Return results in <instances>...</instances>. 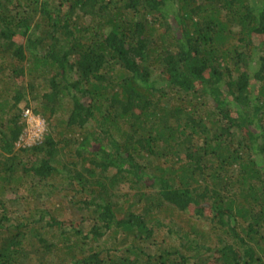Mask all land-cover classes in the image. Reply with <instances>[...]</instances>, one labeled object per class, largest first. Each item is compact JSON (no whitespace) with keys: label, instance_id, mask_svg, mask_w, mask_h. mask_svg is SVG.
Returning a JSON list of instances; mask_svg holds the SVG:
<instances>
[{"label":"trees","instance_id":"1","mask_svg":"<svg viewBox=\"0 0 264 264\" xmlns=\"http://www.w3.org/2000/svg\"><path fill=\"white\" fill-rule=\"evenodd\" d=\"M0 264H264V0H0Z\"/></svg>","mask_w":264,"mask_h":264},{"label":"built area","instance_id":"2","mask_svg":"<svg viewBox=\"0 0 264 264\" xmlns=\"http://www.w3.org/2000/svg\"><path fill=\"white\" fill-rule=\"evenodd\" d=\"M23 129L15 142V146L27 147L42 141L47 131V122L45 119L35 113L32 108L26 107L22 112Z\"/></svg>","mask_w":264,"mask_h":264},{"label":"rangeland","instance_id":"3","mask_svg":"<svg viewBox=\"0 0 264 264\" xmlns=\"http://www.w3.org/2000/svg\"><path fill=\"white\" fill-rule=\"evenodd\" d=\"M21 105H23V102L21 103Z\"/></svg>","mask_w":264,"mask_h":264}]
</instances>
